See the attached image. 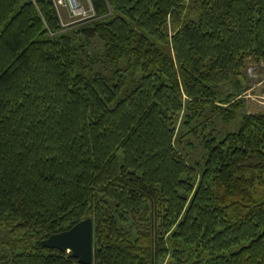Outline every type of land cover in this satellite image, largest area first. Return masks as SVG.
Here are the masks:
<instances>
[{
  "label": "trees",
  "instance_id": "16d2710c",
  "mask_svg": "<svg viewBox=\"0 0 264 264\" xmlns=\"http://www.w3.org/2000/svg\"><path fill=\"white\" fill-rule=\"evenodd\" d=\"M91 3L69 32L50 1L0 0V264H82L41 240L87 216L91 264H264V115L202 161L176 132L232 119L215 87L264 60V0ZM92 38L111 74L81 62Z\"/></svg>",
  "mask_w": 264,
  "mask_h": 264
},
{
  "label": "rangeland",
  "instance_id": "374dc122",
  "mask_svg": "<svg viewBox=\"0 0 264 264\" xmlns=\"http://www.w3.org/2000/svg\"><path fill=\"white\" fill-rule=\"evenodd\" d=\"M59 10L64 21H69L70 16H67L65 9L60 7ZM71 25L73 24L65 26L66 28L63 31L71 32V29L75 30ZM174 31L175 29L169 24L167 30L168 36L170 37ZM80 42L87 45L85 47L86 51L83 54L81 52L79 54L81 62L84 65L86 64L85 68H90L94 71L101 70L107 74H111L112 65L106 61L103 41L98 38H92L88 41L83 40ZM240 72L237 80L230 78L228 81L215 87L218 95L214 100V105L228 107L231 102H235L234 105L239 106L237 110L230 109L232 119L225 121L222 119L221 115L214 114L211 109L207 107L202 116L198 117L193 122L195 131L190 128V131H188V128L181 126L183 111L180 112L176 124V132L178 131L177 137L180 138L181 134H184L181 138L182 141L180 147L187 152L191 162L203 160L204 149L202 138L204 136L213 134L218 138H221L228 132L237 131L244 114L264 115V60H256L253 57L248 56L245 58V65ZM229 95L231 98L229 102L223 100ZM187 98V95L184 94L183 99L186 100ZM189 142L191 144H189ZM251 191L254 198L264 195V175L261 178L255 179V185ZM132 231L133 233L135 232L134 229H132ZM5 235L6 230L3 226H0V243Z\"/></svg>",
  "mask_w": 264,
  "mask_h": 264
},
{
  "label": "water",
  "instance_id": "95a60500",
  "mask_svg": "<svg viewBox=\"0 0 264 264\" xmlns=\"http://www.w3.org/2000/svg\"><path fill=\"white\" fill-rule=\"evenodd\" d=\"M41 245L70 252L82 264L93 261V221L87 216L69 228L53 232L41 240Z\"/></svg>",
  "mask_w": 264,
  "mask_h": 264
},
{
  "label": "built area",
  "instance_id": "2783aa9c",
  "mask_svg": "<svg viewBox=\"0 0 264 264\" xmlns=\"http://www.w3.org/2000/svg\"><path fill=\"white\" fill-rule=\"evenodd\" d=\"M35 1V0H33ZM52 2L59 16L60 24L65 27L70 24H76L90 20L96 17L91 0H46ZM88 2V3H87ZM63 7L67 16H70L69 21H64L59 8Z\"/></svg>",
  "mask_w": 264,
  "mask_h": 264
}]
</instances>
